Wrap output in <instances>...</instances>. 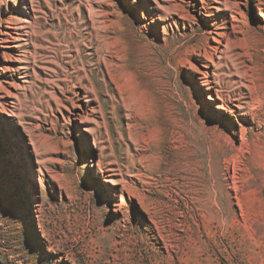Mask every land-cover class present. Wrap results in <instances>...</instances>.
<instances>
[{"label": "rangeland", "instance_id": "rangeland-1", "mask_svg": "<svg viewBox=\"0 0 264 264\" xmlns=\"http://www.w3.org/2000/svg\"><path fill=\"white\" fill-rule=\"evenodd\" d=\"M0 264H264V0H0Z\"/></svg>", "mask_w": 264, "mask_h": 264}, {"label": "bare ground", "instance_id": "bare-ground-1", "mask_svg": "<svg viewBox=\"0 0 264 264\" xmlns=\"http://www.w3.org/2000/svg\"><path fill=\"white\" fill-rule=\"evenodd\" d=\"M208 99H209L210 101H214V98H213L212 96H209ZM173 141H174V140H173Z\"/></svg>", "mask_w": 264, "mask_h": 264}]
</instances>
